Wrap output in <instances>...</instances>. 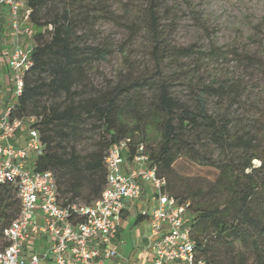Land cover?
Instances as JSON below:
<instances>
[{
    "label": "trees",
    "instance_id": "1",
    "mask_svg": "<svg viewBox=\"0 0 264 264\" xmlns=\"http://www.w3.org/2000/svg\"><path fill=\"white\" fill-rule=\"evenodd\" d=\"M91 4L26 0L29 22L35 27L32 66L23 75L12 116L36 118L33 127L40 133L43 152L35 158L34 169L55 175L61 206L89 205L106 187L108 150L129 139L128 159L143 145L150 167L165 179L167 193L179 204L188 203L199 257L207 264H264V148L251 130L237 128L229 106L218 112L209 108L211 98L222 103L239 98L238 85L210 84L195 90L189 83L195 91L190 102L173 91L174 78L194 80L183 60L204 65V54L217 56L219 49L204 52L197 43L170 45L164 29L167 8L161 0H147L129 27L145 35L152 70L139 73L131 83L96 87L87 83L89 73L108 51L89 45L85 37L97 18L89 14ZM140 102L145 107L137 109ZM183 156L215 168V179L204 187L182 184L174 164ZM254 159L261 160L260 166ZM19 213L17 185H0L1 240L3 228Z\"/></svg>",
    "mask_w": 264,
    "mask_h": 264
},
{
    "label": "built area",
    "instance_id": "2",
    "mask_svg": "<svg viewBox=\"0 0 264 264\" xmlns=\"http://www.w3.org/2000/svg\"><path fill=\"white\" fill-rule=\"evenodd\" d=\"M3 6L11 11L16 43L9 59L14 83L7 102L0 83V185H17L20 213L3 228L0 264H40L39 256L26 257L23 253L24 243L31 239L34 229L50 238L44 256L53 255L56 264H103L105 259L115 258L117 252L111 243L122 214L128 203L143 197L146 183L153 188L149 217L156 238L152 264H207L193 244L188 203L179 204L167 193L166 181L157 176L155 167H150L143 145L138 146L132 160L128 159L129 139L108 150L107 184L98 199L89 205H60L55 175L34 169L35 158L43 152L40 133L33 127L36 118L12 116L14 103L23 90V75L32 66L34 29L28 24L30 10L26 0H0V13ZM23 34L29 37L27 46L22 43ZM130 162L133 168L123 171L122 167Z\"/></svg>",
    "mask_w": 264,
    "mask_h": 264
},
{
    "label": "rangeland",
    "instance_id": "3",
    "mask_svg": "<svg viewBox=\"0 0 264 264\" xmlns=\"http://www.w3.org/2000/svg\"><path fill=\"white\" fill-rule=\"evenodd\" d=\"M91 1L89 14L97 18L85 37L89 45L105 48L108 55L94 62L87 83L103 88L131 83L139 73L150 72L151 47L143 33L137 34L138 29L129 27L141 16L147 0H100L103 4ZM161 3L167 8L164 29L170 45L197 43L204 52L217 47L221 53L204 54V65L196 60H183V65L192 69L194 80L174 78L173 91L190 102L195 91L189 83L195 85V90L203 85L236 83L239 98L223 99L225 103L211 98L209 108L218 112L229 106L237 128L241 132L251 130L264 148V0H161ZM144 94L147 97L149 92ZM145 104L140 102L137 109ZM132 116L137 119L135 113ZM253 163L260 166L261 160L254 159ZM174 172L189 187H204L217 174L215 168L199 165L184 156L174 164Z\"/></svg>",
    "mask_w": 264,
    "mask_h": 264
},
{
    "label": "crops",
    "instance_id": "4",
    "mask_svg": "<svg viewBox=\"0 0 264 264\" xmlns=\"http://www.w3.org/2000/svg\"><path fill=\"white\" fill-rule=\"evenodd\" d=\"M11 23V11L8 6H3L0 13V83L4 89L5 102L11 99V83H14L9 72V59L16 43V35ZM28 40L29 37L23 34L22 43L27 46ZM23 142L22 137L20 143ZM131 168H133L131 162L122 167L125 172ZM152 196L153 188L146 183L143 197L139 201L128 203L122 214L118 233L111 243L117 256L105 259L103 264H152L155 254L153 243L156 238L151 232L149 217L153 209ZM142 211L146 214H142ZM37 219L38 222H43L39 215ZM49 244L50 238L34 229L31 239L24 243L23 253L26 257L39 256L40 264H56L53 255L44 256Z\"/></svg>",
    "mask_w": 264,
    "mask_h": 264
}]
</instances>
